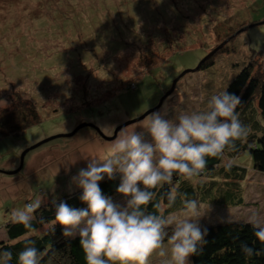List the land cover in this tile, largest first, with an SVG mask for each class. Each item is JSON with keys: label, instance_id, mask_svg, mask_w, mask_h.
I'll list each match as a JSON object with an SVG mask.
<instances>
[{"label": "rangeland", "instance_id": "obj_1", "mask_svg": "<svg viewBox=\"0 0 264 264\" xmlns=\"http://www.w3.org/2000/svg\"><path fill=\"white\" fill-rule=\"evenodd\" d=\"M242 22L232 40L224 28ZM138 44L156 50L158 63L151 72L145 64L147 52ZM223 46L229 49L218 53ZM263 49L264 0H0V107L10 103L16 85L39 105L43 117L24 134L0 139V239L8 237L5 224L13 220L14 210L30 201L49 202L79 191L71 178L86 167L84 158L104 155L124 132L135 130L150 139L145 126L153 112L173 119L182 112L204 110L207 99L226 88L252 52ZM213 52L212 66L191 70ZM262 53L256 70H262ZM79 60L94 74L88 84ZM79 72L84 73L82 80L69 85ZM84 93L99 104L79 108L75 95ZM250 106L255 114L259 112L257 100ZM153 108L111 140L85 126L72 136L44 142L26 153L20 171L9 173L20 167L26 149L44 139L70 133L84 122L112 137L119 126ZM245 118L239 117L241 122ZM245 121L253 132L252 120ZM261 124L264 127V120ZM227 160L247 167L240 184L244 202H200L205 215L201 229L223 220L246 221L252 213L264 217V173L253 168L247 151ZM201 180L208 182L204 176ZM111 198L124 203L121 194ZM164 259L153 256L151 264H164Z\"/></svg>", "mask_w": 264, "mask_h": 264}, {"label": "clouds", "instance_id": "obj_2", "mask_svg": "<svg viewBox=\"0 0 264 264\" xmlns=\"http://www.w3.org/2000/svg\"><path fill=\"white\" fill-rule=\"evenodd\" d=\"M240 103L239 96L224 89L209 97L201 111L182 112L173 119L153 112L145 126L150 139L135 130L124 132L104 155L84 158L86 167L71 183L81 190L79 200L86 207L54 198L52 231L60 225L64 238H78L86 264H151L153 256L165 258L164 264H190L207 235L198 202L185 198L180 215L167 217L148 212L147 206L156 199L155 190L173 184L174 175L192 181L204 172L208 158H223L247 137L249 130L236 111ZM105 179L119 180L116 192L124 197L123 204L103 194L100 183ZM176 198V191L168 193L169 206ZM39 207V200L26 203L13 211L12 219L30 229ZM245 222L264 243V217L252 213ZM243 251L252 255L247 246ZM11 260V252L0 250V264ZM40 260L41 253L26 235L18 264Z\"/></svg>", "mask_w": 264, "mask_h": 264}, {"label": "trees", "instance_id": "obj_3", "mask_svg": "<svg viewBox=\"0 0 264 264\" xmlns=\"http://www.w3.org/2000/svg\"><path fill=\"white\" fill-rule=\"evenodd\" d=\"M244 24L245 22H242L238 26H229V28L226 27L224 30L226 29L225 32L233 40L234 37L232 36ZM149 36H152V34H149ZM173 37L177 38L178 36ZM138 45L147 47L144 44ZM164 45H166V42L163 43ZM143 47L142 50L147 52L145 64L151 72L153 65L158 63L155 62L154 57L156 50L151 48V46L145 50ZM170 48L172 51L174 50L173 46H170ZM228 49V46H223L217 52H225ZM262 51H253L249 62L241 68L225 88L240 97L241 103L236 111L239 117L250 118L255 130L249 133L243 141H237L234 149L226 150L223 158H208L204 172L200 176L195 177L198 178V181H195L194 178L192 181H187L174 175L172 185H164L162 188L155 190L157 193L156 199L147 206L148 212L167 217L171 213L183 210V200L185 198L196 200L198 204L212 201L222 205H237L244 202L240 184L247 177V167L225 160L230 157L237 158L247 151L252 158L253 168L264 173V127L261 124L264 120V64L261 62L262 70H259V68L256 70L260 65L259 60L261 57L263 58ZM79 61V65L83 68L86 65L85 61ZM214 63L215 57L212 56L201 64L199 70H204ZM67 70L71 69L68 67ZM82 72L86 73L85 80L87 84L94 80V74H90L91 71L89 72L86 66L85 69H82ZM84 73H70L75 75V80L73 79V84L70 81L69 85H78ZM9 81L11 80L9 79ZM14 86L16 90L10 96V103L0 107V139L7 136H20L30 127L43 121L39 105L32 98L25 97L22 88ZM136 86L137 84L135 83L133 88ZM115 93H112L107 99L103 97L100 103L109 100ZM88 96L89 93L80 94L78 97L75 95V99L79 102V105H77L79 108L84 109L99 104L96 101H89ZM254 99L257 100V110L259 111L256 114L250 106ZM56 110L58 111V109ZM245 119H243L244 122H246ZM246 123H244L245 126ZM202 176L206 177L208 182H203L201 180ZM118 183V179L112 181L105 179L102 181L100 187L103 194L109 197L119 195L116 192ZM172 191L177 192V198L175 203L169 206L167 195ZM80 194L81 190H76L58 198L57 201H66L70 206L76 208L86 207L79 200ZM157 204H159V207L156 206ZM54 216L55 209L52 200H50L49 202L40 203V207L34 213L35 218L31 222L30 229H26L24 225L13 220L5 224L8 237L0 239V250L12 253L10 264H18V254L23 250L26 235L30 236L34 246L41 253L40 264H86L85 254L78 238H64L62 226L60 225H56L54 232L52 231L51 223L54 220ZM204 229L207 230L205 241L202 247H199L197 253L191 257L190 264H264V243H261L254 236L253 228L245 221L223 220L206 225L202 228V231ZM244 246L252 249L251 256L245 255Z\"/></svg>", "mask_w": 264, "mask_h": 264}, {"label": "water", "instance_id": "obj_4", "mask_svg": "<svg viewBox=\"0 0 264 264\" xmlns=\"http://www.w3.org/2000/svg\"><path fill=\"white\" fill-rule=\"evenodd\" d=\"M213 54H214V52L211 53L208 57L212 56ZM208 57H207V58H208ZM203 62H205V60L201 61V63H199L194 69H191V70H199V68L201 67V64H202ZM176 81H177V80L174 81V84L176 83ZM169 93H170V91H169V92H168V93H167V94L161 99L159 105H158L156 108H158V107H160V106L162 105V103H163V101H164V98H165ZM156 108H153V109H151V110H148V111H147L142 117H140V118L134 119V120H132V121H129V122L125 123L124 125L119 126V127L115 130V133H114V135H113L112 137H108L107 135H105V134L102 132V130H100V128H99L98 126H96V125L93 124V123H89V122L81 123L80 125H78V126H77L72 132H70V133L53 135V136H51V137H49V138H47V139H44V140L41 141V142L36 143V144L33 145L32 147H29L28 149H26V150L24 151V153L22 154V161H21V165H20V167H19L18 169L14 170V171L9 172V173H16V172L20 171V169H21L22 166H23V161H24V157H25L26 153H27L29 150H31V149H33V148H35V147L40 146V145L43 144L44 142H47V141H49V140H52V139L57 138V137H60V136H72V135L75 134L79 129H81V128L85 127V126H91V127L95 128V129L100 133V135H101L102 137H104V138L107 139V140H111V139L116 138V136H117V134H118V131H119L121 128H123L124 126H126V125H128V124H130V123H132V122H135V121H137V120H139V119L144 118L145 116H147L148 114H150L152 111H154Z\"/></svg>", "mask_w": 264, "mask_h": 264}]
</instances>
